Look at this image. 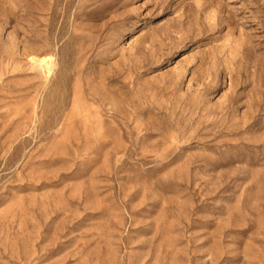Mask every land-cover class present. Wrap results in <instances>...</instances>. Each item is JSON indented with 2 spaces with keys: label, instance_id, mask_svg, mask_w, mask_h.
<instances>
[{
  "label": "rangeland",
  "instance_id": "rangeland-1",
  "mask_svg": "<svg viewBox=\"0 0 264 264\" xmlns=\"http://www.w3.org/2000/svg\"><path fill=\"white\" fill-rule=\"evenodd\" d=\"M0 264H264V0H0Z\"/></svg>",
  "mask_w": 264,
  "mask_h": 264
},
{
  "label": "bare ground",
  "instance_id": "bare-ground-1",
  "mask_svg": "<svg viewBox=\"0 0 264 264\" xmlns=\"http://www.w3.org/2000/svg\"><path fill=\"white\" fill-rule=\"evenodd\" d=\"M43 58H41L39 61H38V63H39V65H45V66H47V65H50V64H52L51 62V60H50V58L52 57H50V56H42ZM38 58V57H37ZM33 60H36V59H33ZM53 67V66H52ZM75 121V120H74Z\"/></svg>",
  "mask_w": 264,
  "mask_h": 264
}]
</instances>
